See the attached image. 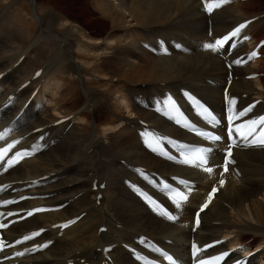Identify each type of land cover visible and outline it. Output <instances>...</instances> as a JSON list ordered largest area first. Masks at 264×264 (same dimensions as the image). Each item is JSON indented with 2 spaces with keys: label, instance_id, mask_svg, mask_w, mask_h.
<instances>
[{
  "label": "bare ground",
  "instance_id": "1",
  "mask_svg": "<svg viewBox=\"0 0 264 264\" xmlns=\"http://www.w3.org/2000/svg\"><path fill=\"white\" fill-rule=\"evenodd\" d=\"M70 3L67 9L74 8L83 16L80 24L75 22L81 35L74 32L68 24L71 21L64 20L63 14L50 10L40 13L36 0H0V32L12 30L6 40L0 38V72H5L0 81V103L10 89L43 67L44 74L73 75L61 76L64 86L55 96V113L57 117L77 113L83 120L73 121L65 131L67 123L52 126L57 117L37 100L15 117L31 92V84L0 107V126L9 123L20 134L43 129L25 140L35 149V156L2 174L0 182L46 175L47 180L36 187L42 198L34 202L62 204L59 210L34 215L5 232L13 238L36 227L47 228L38 240L48 238L52 242L44 251L23 261L30 264H101L104 258L100 250L109 244L114 245L112 261L104 264H137L125 245L139 251L137 246L142 240L169 239L166 246L182 257V243L190 236L193 207L202 200V192L217 181L220 156L212 155L215 169L206 173L188 164H169L150 154L145 148L150 135H184L157 117L154 109L167 93L180 96L185 89L194 90L221 109V89L227 70L215 52L203 47L210 43L208 32L214 36L239 20L264 14V0H229L213 11L210 20L202 14L198 0H78L73 6ZM68 14L76 18L69 10ZM87 24L94 32L91 35L97 38L84 33ZM244 33L247 42L264 38V15L250 22ZM140 41L151 44L156 54L144 51ZM174 43L182 44L186 51L174 50ZM245 47L246 44L238 45L229 56L242 53ZM90 50L96 54L90 55ZM164 50L169 54H160ZM261 50L264 53V45ZM76 58L92 61L84 67ZM230 71L235 77L229 87L230 98L237 99L236 109L260 97L262 102L249 115L262 112L264 76L245 80L243 75L253 71L264 74V57L242 67L233 64ZM89 74H97L98 84L93 78H83ZM114 93L126 100L131 116L123 115L121 105L111 100ZM139 118L149 122V127H139ZM99 126L105 127L104 139ZM234 157L240 176L230 178L219 188L202 213L200 228L192 235L206 242L233 234V240L243 243L248 251L254 244L262 247L250 264H256L258 256L259 264H264V148L235 149ZM136 165L146 167V174L158 181L181 174L197 183L187 205L175 207L174 222L163 220L131 193L130 186L143 183L132 170ZM250 166L258 168V177L247 176ZM94 180L96 184L103 182L104 188L93 191ZM97 192L101 194L98 204L94 200ZM80 214L59 236L55 228H50L57 221ZM100 226L106 230L97 232Z\"/></svg>",
  "mask_w": 264,
  "mask_h": 264
},
{
  "label": "snow or ice",
  "instance_id": "2",
  "mask_svg": "<svg viewBox=\"0 0 264 264\" xmlns=\"http://www.w3.org/2000/svg\"><path fill=\"white\" fill-rule=\"evenodd\" d=\"M229 0H203L204 3V9L208 13H212L214 9H219L221 8L224 4L228 3ZM247 23L250 22H245L239 24L234 30L229 32L228 34L224 35L222 38H218L215 40L214 43H205L203 47L205 49H210L213 52H221V50L224 49L225 45L229 43V41H232V44L230 46L229 51L231 48H235L237 46L236 41L233 38L240 37L241 30L244 29L247 26ZM242 39L246 40L248 37H243ZM264 43V42H262ZM257 55V53L254 51L251 53V55L248 57V59H251L252 56ZM244 61L242 58L241 59H236L233 61L235 64H240ZM39 75V73H37ZM190 99L193 100L194 102V107L197 112V114L208 124V125H218L220 124V119L211 111L209 110L206 106L202 105L198 100H196L194 97H190ZM9 102H11V98H9ZM258 103V102H257ZM227 126H226V131H227V136L230 140V144L228 148L225 150V159L223 162V173H227L229 171V165L234 164L235 160L233 158V146H237L238 143L242 144L243 147H261L264 148V115H261L256 118L252 119H247V120H242L239 123H236V121L241 120V118L248 116L249 113L252 112L253 108L255 107V104H250L247 107H243L239 111L236 109L237 105V99L236 98H228L227 99ZM170 106L175 107V102L170 101ZM177 123H180L179 120H177ZM186 127L192 128L193 131H195L198 135L203 136L207 138L208 140L216 141L219 142L223 138L219 135H214L212 132L204 131L197 129L194 125L191 123H186ZM7 135V131L4 133H0V139H3L4 136ZM171 142V141H170ZM19 141H13L12 143L8 144L6 148H0V169H3L4 171H8L10 168H12L15 164L19 162L17 159L23 158V155H31L32 153L25 152V153H20L17 152L15 156L11 158H7L8 153L15 147L16 144H18ZM177 143V146L180 148H184L185 146L182 144H179L178 142H173ZM213 149L211 147H206V148H197L193 151L192 155L190 157H185L183 159V163L195 166L197 168L202 169L206 173H212L214 171L213 167L208 166L209 165V158L212 153ZM164 155H168L167 152L164 153ZM171 159H175V157H170ZM146 179L148 178L147 176L145 177ZM153 183H157L155 179L152 181ZM181 183L188 184L187 181H181ZM225 181L223 179L219 180V185L223 186ZM159 186L168 192H171V185L164 183V182H159ZM8 185H4L0 187V191L8 188ZM219 189L217 187H213L211 189V192L208 194L206 202L202 205L200 211H203L205 208L208 207V204L211 202L213 199L215 193ZM192 188L189 185L187 188V192H191ZM169 198L173 200V202L176 204L177 207H179L180 202L187 200L188 196L184 192H176L172 193ZM21 199H26V197H21ZM16 203L14 200H3L0 201V206L3 205H8V204H13ZM44 209L41 208H35L31 211H28L26 213V216H32L34 213L43 211ZM161 214L164 215L167 219L169 220H175L176 217L172 216L169 214L166 210L161 209ZM18 216L19 219H25V216H20L19 213H13V212H7V213H0V216ZM16 221H9V223H15ZM74 221H69L68 224L73 223ZM199 213H197V219H196V224L199 225ZM68 224L61 225V227H67ZM8 227L7 224H2L0 223V228H6ZM40 231H43L41 229ZM40 235V232H32L29 235H25L23 239H17L15 241V244H22L24 241L31 240L34 237ZM145 242L142 240V243ZM51 243V242H48ZM214 243H221V241H216ZM13 244L8 243L7 240L3 239L0 237V251H3L5 247H13ZM48 244H43V245H38L35 246L31 249L25 248L23 251L19 252H14V256H24L25 253L30 252V251H37L41 248L47 247ZM214 244H206L203 246V248L198 247L195 243L192 245L193 249V257H195V264H219L220 261H225L227 257H229L230 253L229 252H223L219 255L211 257V259L206 260L203 258H200L198 255L202 251L213 247ZM157 251H160V249H157ZM5 259H8L7 256L4 257ZM140 259H146L145 257H140ZM165 259L169 261H173V258L171 256H165ZM174 264V262H173ZM236 264H241L240 261H237Z\"/></svg>",
  "mask_w": 264,
  "mask_h": 264
},
{
  "label": "rangeland",
  "instance_id": "3",
  "mask_svg": "<svg viewBox=\"0 0 264 264\" xmlns=\"http://www.w3.org/2000/svg\"><path fill=\"white\" fill-rule=\"evenodd\" d=\"M68 1V2H67ZM70 3L72 6L76 4V2H78V0H36V3H37V9L40 10V13L42 12H45L47 10H50V11H54L56 12L57 14L60 13V14H63V16L65 18H63L64 20L65 19H68L70 20L71 22H66L69 24V26H71L76 32L77 34L81 35L80 33L82 32V30H77V26H76V23L80 24L82 19H83V16L81 15H78V10L74 9V8H68L67 9V3ZM31 6V4H29ZM23 7L24 8H27L25 3L23 4ZM30 9V7H29ZM68 10L69 12L76 18H73L72 16H70L68 14ZM89 11V9L87 10ZM76 14V15H75ZM30 16L32 14H29ZM28 18V17H26ZM76 22V23H75ZM86 28L88 29H84V33H87V35L89 37H91L92 39H95L97 37H94L91 35V33H94L92 30L89 29V25H85ZM13 29V27H12ZM12 31V30H11ZM11 31H7V32H0V38L2 39H7V36L8 34L11 32ZM37 30L35 29V34H36ZM108 43H110V41H107ZM77 49V47L75 48ZM82 49V48H81ZM79 50H80V47H79ZM82 51H84V49H82ZM93 50H90L89 51V54L90 55H94L96 54L95 52H92ZM86 52V51H85ZM76 60L84 67H89V64H91V61L92 60H86L85 59H78L76 58ZM87 62H89L87 64ZM70 73V72H69ZM62 74V73H61ZM59 75L60 79L57 78V77H46V79L44 80V82L42 83L41 87H40V100H42L43 104L48 107V109L50 110V112L52 113H55V110H56V106L57 104H54V98L55 96L57 95L58 91L62 89V87L64 86V83H63V80L61 78L62 75ZM69 75V74H68ZM67 76V75H65ZM70 77H73V75H70ZM97 74H89V75H85L83 76L84 79H92L93 80H96L95 83L98 84V80H97ZM99 77H102V76H99ZM95 78V79H94ZM107 84H104V87H106ZM103 87V86H102ZM103 87V88H104ZM112 101H115L117 102L118 104L121 105V107H123L121 110L124 112L123 115H127V117L131 116V114L129 113L127 107H126V103H125V99L121 96H119V94L117 93H114V95L112 96L111 98ZM127 110V113L126 111ZM79 111V110H76V112ZM58 115V113H57ZM81 122L83 121L80 117H78V119H76L75 121L77 122ZM104 127V126H103ZM102 126H99L98 129L100 130V133L103 134V129H105V127L103 128ZM254 170L253 172L252 169ZM251 170V171H250ZM250 170L247 172V176L248 177H258L257 174V171H258V168L254 167L253 166H250ZM259 197H260V194H259Z\"/></svg>",
  "mask_w": 264,
  "mask_h": 264
}]
</instances>
